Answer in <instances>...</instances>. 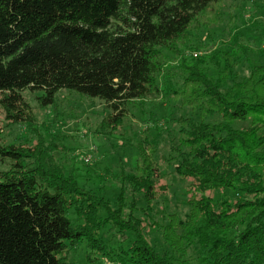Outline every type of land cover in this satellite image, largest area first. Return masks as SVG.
<instances>
[{
  "label": "trees",
  "instance_id": "16d2710c",
  "mask_svg": "<svg viewBox=\"0 0 264 264\" xmlns=\"http://www.w3.org/2000/svg\"><path fill=\"white\" fill-rule=\"evenodd\" d=\"M222 1L0 0V106L14 123L32 119L24 91H43L47 104L62 89L102 100L114 125L131 104L168 92L201 116L221 119H178L187 150L176 148L175 171L193 182L189 212L168 214L161 227L168 251L145 240L140 220L133 217V225L120 219L121 211L106 212L107 222L135 235L122 262L264 264V66H253L224 90V82L201 68L204 60L183 59V86L175 87L172 77L165 89L159 84L167 53H182L192 31L208 27L200 17ZM240 52L223 55L228 80ZM236 122L250 127L236 128ZM22 152L0 147L1 161L10 163L0 171V264H75L68 261L69 246L96 240L92 228L106 205L79 190L74 174L28 163ZM145 175H134L130 184L150 206L157 177L152 168ZM191 247L198 248L193 260L186 258Z\"/></svg>",
  "mask_w": 264,
  "mask_h": 264
},
{
  "label": "rangeland",
  "instance_id": "374dc122",
  "mask_svg": "<svg viewBox=\"0 0 264 264\" xmlns=\"http://www.w3.org/2000/svg\"><path fill=\"white\" fill-rule=\"evenodd\" d=\"M200 19L208 27L192 31L188 44H181L182 53H167L159 81L161 89L168 87L170 77L175 87L183 86V59L204 60L201 68L207 70L209 79L224 82V90L233 82L247 78L253 66H264V0H223L216 11L205 13ZM235 35L239 37L236 47ZM238 47L241 52L237 56L235 76L228 80L221 71L226 58L223 55ZM22 96L31 108L32 119L14 123L0 106V147L23 151L25 158H31L28 163L43 162L48 170L59 168L74 174L79 190L106 205L92 228L101 246L96 240L84 238L69 246L68 261L130 264L121 258L133 244L135 235L107 222L106 212L121 211L120 219L133 225V217L140 220L145 240L160 253L168 251L161 227L167 224L168 214L184 217L189 212V186L193 182L175 171L179 161L176 148L187 150L181 145L185 136L178 119L217 123L220 117L201 116L171 92L131 104L128 115L116 125L108 122L110 111L102 100L76 91L62 89L54 103L47 104L43 102V91L26 90ZM234 126L250 127L249 122H236ZM261 133L264 134V128ZM8 168L10 163L0 159V171ZM151 168L157 177L155 200L147 206L140 194L132 191L130 179L145 172L147 175ZM207 195L221 197V193L213 191ZM226 195L233 198L230 191ZM134 198L139 202L135 203ZM103 246L107 247L105 251ZM197 254L198 248L191 247L186 258L193 260Z\"/></svg>",
  "mask_w": 264,
  "mask_h": 264
}]
</instances>
